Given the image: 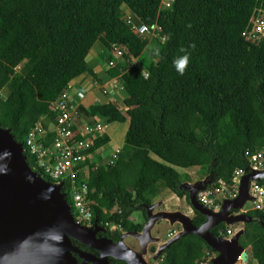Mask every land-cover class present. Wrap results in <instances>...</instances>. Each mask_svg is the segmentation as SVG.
Returning <instances> with one entry per match:
<instances>
[{"label": "trees", "instance_id": "trees-1", "mask_svg": "<svg viewBox=\"0 0 264 264\" xmlns=\"http://www.w3.org/2000/svg\"><path fill=\"white\" fill-rule=\"evenodd\" d=\"M261 1L170 0L163 8L162 0H0V127L20 143L30 169L51 181L27 151L25 136L39 117L46 127L49 102L71 80L95 78L86 60L94 42L111 55L118 45L122 56L113 67L105 62L104 71L108 78L118 75L121 109L106 100L80 110L91 123L127 119L120 151L110 158L108 136L97 137L78 179L86 183L90 225L111 239L138 231L141 224L129 214L145 218L144 205L160 188L189 205L181 183L192 180L182 169L195 166L199 177L209 176L205 188L213 189L217 180L230 184L233 169L247 165L244 151L264 154V38L242 35ZM127 20L154 26L155 35L137 34ZM184 56L181 74L174 62ZM51 137L46 133L43 142ZM60 191L71 209L67 183ZM192 212L197 226L204 216ZM246 214L251 219L242 223L238 242L264 264V209ZM225 229L220 222L209 230L223 236ZM214 253L201 237L186 233L161 250L157 264L209 263Z\"/></svg>", "mask_w": 264, "mask_h": 264}, {"label": "water", "instance_id": "water-1", "mask_svg": "<svg viewBox=\"0 0 264 264\" xmlns=\"http://www.w3.org/2000/svg\"><path fill=\"white\" fill-rule=\"evenodd\" d=\"M251 180L264 182V168L245 167L236 195L221 197L217 210L203 206L195 197L196 192L209 182L208 175L192 182L184 181L181 187L188 190L191 210L195 209L204 216L199 225L194 226L190 217L179 211L152 213L154 204L144 205L146 220L140 230L120 232L118 241L112 243L106 237H96L95 233L102 228L95 223L83 226L73 220L70 206L60 191L61 183H52L30 169L20 143L12 138L7 128L0 127V264H76L72 252H77L82 262L91 264H107L108 256L125 264H155L161 250L186 233L198 235L215 252L208 264H233L237 260L244 263L247 252L238 242L242 227L227 238L215 236L209 229L220 222L229 226L251 219L246 213L237 211L249 199L247 188ZM158 219H165L169 225L178 222L180 229L143 260L146 244L158 240L149 234ZM114 229L116 227H111ZM128 235L138 242L137 260L123 245L122 239ZM71 239L99 254L75 248Z\"/></svg>", "mask_w": 264, "mask_h": 264}, {"label": "built area", "instance_id": "built-area-1", "mask_svg": "<svg viewBox=\"0 0 264 264\" xmlns=\"http://www.w3.org/2000/svg\"><path fill=\"white\" fill-rule=\"evenodd\" d=\"M170 0H162L163 7H168ZM127 23L131 29H135L137 34L155 35V27H148L144 23L133 25L129 20ZM245 40L264 38V0L254 9L253 14L248 19V27L242 33ZM122 56V50L118 45H112V55L106 60L107 67L115 66L117 57ZM146 76V71H142ZM70 83L60 92L59 96L50 101L48 105L52 119L43 127L41 117H39L29 128L25 136V146L27 151L33 155L37 167L41 169L52 183H67L70 199L71 214L77 222L84 226L90 225V201L87 198L86 183L84 179H78L79 172L85 174L84 162L90 158L89 151L91 143L97 137L102 136L105 124L100 122H88L81 114L82 104L72 101L69 94ZM121 83L118 75L108 78V83H102L99 89L102 94L115 93L121 90ZM76 97L81 99L82 93L76 92ZM112 100V99H110ZM84 107V106H83ZM85 108V107H84ZM52 133L48 143L43 142L46 133ZM95 152H101L99 147ZM120 148H113L110 158H114ZM247 165L250 169L264 168V154L262 151L243 153ZM112 159H109L111 161ZM245 167L235 168L230 177V184L217 180V185L213 188H204L196 192V200L203 206L217 210L220 206V198H232L236 195L237 185L240 175ZM247 192L249 199L244 202L238 212L246 213L250 209H264V182L251 180L248 184ZM235 230L226 227L223 237L231 236ZM169 235L171 233H168ZM213 256V254H212ZM203 264H208L204 262Z\"/></svg>", "mask_w": 264, "mask_h": 264}, {"label": "rangeland", "instance_id": "rangeland-1", "mask_svg": "<svg viewBox=\"0 0 264 264\" xmlns=\"http://www.w3.org/2000/svg\"><path fill=\"white\" fill-rule=\"evenodd\" d=\"M163 8H166V7H163ZM147 49L149 50L151 48L148 47ZM89 53L90 54L94 53L95 56H92L93 57L92 61H90V59L87 58L86 59L87 63L95 71V73L98 75L100 80L94 81V83H92V81L95 78H92L91 75H89V74H84V80L87 81V83H86L87 86L79 85L78 86L79 89L82 90V92H84V94H86V92L91 89L93 91V93L95 94L97 101H106V100L112 99L110 101L114 102L115 105L121 109V107H122L121 96L123 95V91H121V92L118 91L115 93L112 92V93H108L105 95V94H102L100 89H99V86L102 83H108V76L106 75L104 69H105V62L108 59V57L111 56V54L107 53L105 50H103V48L101 47V44H99L98 41L94 42V44L90 48L88 54ZM131 61L137 63L136 58H132ZM126 125H127V119L121 123H111V124H109V127H107L105 129V131L111 133V135H112V136H109L108 144L105 147V153L108 152L110 149H113V146H120L122 144L123 135H124ZM141 155H143V153ZM176 169L179 171L181 170L179 168H176ZM182 170L188 172L192 181H195L196 179L201 178L198 176V173L196 171L195 166H192V167H189L186 169H182ZM192 181H190V182H192ZM169 195H170L169 190H167L165 188H160L159 193L153 197L152 202H156L158 200L160 201L161 199L164 200L163 198L166 197L168 201H165L164 204L160 202L158 205L159 206L158 208H162V207H164V205H166L169 208H177L178 207L179 210H182L183 212L188 211V208H187L188 204L185 202L183 197L182 198L184 201L182 199H178V197L176 199L173 198L172 196L167 197ZM173 205H176V206H173ZM189 209H190V207H189ZM192 214H193V212L190 209L188 215L191 217ZM72 217L76 223L82 225L81 223L76 221L74 216H72ZM128 219L134 223L135 222L141 223L143 221V217L139 211H132L129 214ZM233 225L238 227V226L242 225V222H236V223H233ZM168 227L169 226H168L167 222L160 220L156 223V225L154 226L152 231H154V232L156 231V233H158V235L160 237H165V234L167 232ZM125 241L128 244H130V242H128V241H131V243L136 244V240H133L130 238H126ZM246 252H247V256H248L247 262L242 263L240 261H237L235 264H256L255 260L252 259L250 254L248 253V250H246ZM249 259H250V261H249Z\"/></svg>", "mask_w": 264, "mask_h": 264}, {"label": "crops", "instance_id": "crops-1", "mask_svg": "<svg viewBox=\"0 0 264 264\" xmlns=\"http://www.w3.org/2000/svg\"><path fill=\"white\" fill-rule=\"evenodd\" d=\"M89 56V57H88ZM92 56H95V54L94 53H89L88 55H87V58H89L90 59V61H92V59H93V57ZM94 61V60H93ZM94 71V70H93ZM95 72V71H94ZM98 80H100V78L98 77V75L95 73V79L92 81V83H94V81H98ZM70 88H69V94L71 95V99H72V101H75V102H78V103H80V104H82V106H84L86 109H87V107H88V105L89 104H91L92 102H95V101H97V99H96V97H95V94L93 93V91L90 89V90H88L87 92H86V94H84V92H82V90H80L79 89V85H82V86H87L86 85V83H87V81H85L84 80V77H79V78H77V79H75V80H71L70 82ZM77 91H79L80 93H82V98L81 99H79V98H77L76 97V92ZM86 100V101H85ZM111 124V123H110ZM107 127H109V124H105V126H104V130H103V132H102V135H107L108 136V140H109V136H112L111 135V133H109V132H107V131H105V129L107 128ZM113 148H120V146H113ZM109 151H111V149L109 150ZM108 151V152H109ZM169 193H170V195L169 196H167V197H173V198H177V196H175L172 192H170L169 191ZM164 200H158V201H156V202H152L151 204H154V207L152 208V210H151V212L153 213V212H155V211H179V212H181V213H183V214H185L186 216H188V217H190L189 215H188V213H189V210L191 209H189V207L190 206H188L187 205V208H188V211H182V210H179V208L177 207V208H169V207H167L166 205H164V207H162V208H158L159 206V203L161 202V203H165V201H168L167 200V198L166 197H164L163 198ZM178 199H182L183 200V198H178ZM184 201V200H183ZM173 206H176V205H173ZM129 217V216H128ZM145 218H143V221L140 223L141 225L145 222ZM160 220H163V221H165V222H167L165 219H158L153 225H152V227H151V229H150V231H149V234H150V236L151 237H157L158 238V240L157 241H154V242H148L147 244H146V252H145V254H143L142 255V258H143V260H145L146 259V257H148L149 255H151L156 249H157V247L161 244V243H163L164 241H166L168 238H170L173 234H175L179 229H180V225H179V223L178 222H174V223H172L171 225H169L168 224V222H167V224H168V229H167V232H166V234H165V237H160L159 235H158V233H156V231L154 232V231H152L153 230V228H154V226L156 225V223L158 222V221H160ZM134 223V222H133ZM135 223H138V222H135ZM242 226V225H241ZM241 226H234L233 224H231V225H229V226H226V227H230V229H233V230H237V229H239V227H241ZM121 233L123 232V231H120ZM168 233H171L170 235L168 234ZM126 238H130V239H133V240H135V238H133V237H131L130 235H128V236H126V237H124L123 239H122V242H123V245L124 246H126L125 248L126 249H128V250H130V251H132V252H137L138 250H139V246H138V242H136V244H133V243H131V241H128V242H130V244H128V243H126V241H125V239ZM149 247V248H148ZM148 248V249H147ZM246 250V249H245ZM247 259H248V256H247ZM247 259H246V261L244 262V263H246L247 262ZM237 261H240V260H237ZM236 261V262H237ZM235 262V263H236ZM240 262H242V261H240ZM235 263H233V264H235ZM243 263V262H242Z\"/></svg>", "mask_w": 264, "mask_h": 264}, {"label": "flooded vegetation", "instance_id": "flooded-vegetation-1", "mask_svg": "<svg viewBox=\"0 0 264 264\" xmlns=\"http://www.w3.org/2000/svg\"><path fill=\"white\" fill-rule=\"evenodd\" d=\"M114 230H115V229H114ZM102 232H103V231H102ZM95 235H96V237H102V236H103V237H106V238L110 239L112 243H116V242L118 241V239H119L118 237H117L116 239H111V238H109V237H107V236L101 234L100 231H97V232L95 233ZM71 240H73V239H71ZM73 241H74V240H73ZM70 242H71V241H70ZM74 242H75V241H74ZM76 243H78V242H75V244H76ZM75 244H74V245H75ZM74 245H73V246H74ZM82 245H83V244H82ZM75 246H76V247H75ZM75 246H74V247L77 248V245H75ZM83 246H85V245H83ZM78 247H79V246H78ZM85 247L88 248V250H86V249L83 248V247H80V250H82V251H88V252H90V253H93L94 255H98V254H99L98 251H95L94 249L89 248V247H87V246H85ZM148 248H149V247H148ZM148 248H147V249H148ZM78 249H79V248H78ZM132 253L134 254V255L132 254V255H133V258H134V259L136 258L135 260H137V257L135 256L136 253H135V252H132ZM72 254H73L74 257L76 256V257L78 258L79 263H80V261H81L82 264H91V262H82V258L78 256L77 252H73ZM159 255H160V254H159ZM159 255H158V256H159ZM76 257H75V258H76ZM158 259H159V258L157 257V259H156V263H155V264H157ZM116 260H117V259H115V258H113V257H109V256H108L107 259H106L107 264H118V263L116 262Z\"/></svg>", "mask_w": 264, "mask_h": 264}, {"label": "clouds", "instance_id": "clouds-1", "mask_svg": "<svg viewBox=\"0 0 264 264\" xmlns=\"http://www.w3.org/2000/svg\"><path fill=\"white\" fill-rule=\"evenodd\" d=\"M175 67L176 69L181 73L183 74L184 73V70L188 64V57L187 56H184L182 58H179L178 60H176L175 62Z\"/></svg>", "mask_w": 264, "mask_h": 264}]
</instances>
